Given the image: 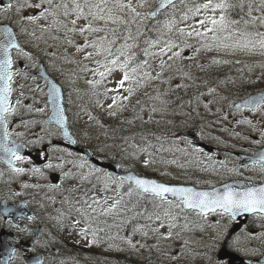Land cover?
Segmentation results:
<instances>
[{"label":"rangeland","instance_id":"rangeland-1","mask_svg":"<svg viewBox=\"0 0 264 264\" xmlns=\"http://www.w3.org/2000/svg\"><path fill=\"white\" fill-rule=\"evenodd\" d=\"M122 2L128 3V0H122ZM205 2L206 0H185L183 3L176 4L175 9L170 8L165 10L164 14L159 16L155 21L153 19L150 20L149 17L143 20L138 17L133 20L127 10L119 13L129 23L120 24L121 27L117 25V29L119 30L109 33L118 36L117 40L113 39L115 42L111 47L112 55L105 53L97 55L95 48L85 46L86 41L90 45L92 41L97 40L99 35L105 37L106 40H111L109 34L104 36V33H108L104 22L93 21L91 17L87 19L84 17L77 18L71 10H69V15L66 16L67 22L65 26L68 30L75 27L77 31H69L67 43L60 42L55 47L51 43H37L34 46H29L31 49L34 48L36 50L38 48L45 49V52L42 53L43 51H41L39 55L44 54L52 65L58 64V67H52L57 75H60L64 70H68L69 75L67 77L64 76L63 79L67 85H70V95L72 97L74 94L77 96V106H80V109L84 110L82 118L86 128L87 125H90V131L96 134L100 133L102 147L109 151L110 159L117 160L122 168H135L140 173L146 175H150L149 173L154 174L158 170L159 177L177 174L183 180L181 182H201L205 185L229 182L232 179L241 177L238 171L235 169L233 171L232 158H228L226 155L222 156L225 152L219 148L222 147L221 145H216L215 153H207L203 149L194 147L190 141L183 138L182 144L191 153L189 157H186L185 162L192 166V168L182 165L170 167L168 164L161 163L158 165L150 160L154 153L162 154V147H157L153 143H147L143 147H140L138 143L134 142L135 138H133L132 133H126L122 128H115L113 126H111L112 132L110 133L111 141H108L110 129L108 131V127L103 123L101 127L100 117L102 118V112L105 119L107 118L106 111H110L111 109L109 105L115 106L117 103L124 102L123 97L127 96V88L129 86L138 87L139 90L141 88L147 90L149 85L157 86L159 84L158 79L162 75L161 60L168 61L171 52L166 53L164 56H160L158 53L160 48L164 47L165 43L171 40L176 45L173 51L181 53L179 57H173L171 61L180 64L181 60L184 59L187 61L189 71L196 73L207 72L212 76V83L209 88L211 92L210 94L205 93L203 95L205 97L204 104L207 107L200 110L201 112L208 110L211 117L209 120L200 123L189 121L187 128L197 126L203 137L213 135L219 139L217 142H220V140L224 142L222 137L230 134L231 131H239V129H243L244 127L253 130L254 125L247 121H259L257 132L264 129V119H260L264 117V105L259 112H248L241 115L237 112L239 108L235 106V100L242 91L244 93L245 89L249 90L259 83L260 77L264 79V51L258 48L247 50L233 47H217L216 42L211 40V33H207L205 37H188L187 35L182 36L178 31L180 28L185 29V33L191 31L192 28L203 31L198 21L203 19L204 15H213V13H204L201 10V13L198 15L192 16L189 14V19L187 20H181L180 17L189 8ZM258 2L261 5V0H258ZM38 3H42V0H14L11 2L12 7L5 10L7 5H3L0 2V23L8 21L11 24H23L24 21H27L26 26L32 28H36L39 22L42 25L54 16L49 14L40 17L36 21H28L22 18L38 16L44 9L43 5L46 4L49 7L47 3H43L40 9L23 7L19 12L17 11V8L21 5L34 6ZM131 3L136 8V11L142 14L145 13V10L140 5V0H131ZM253 3H255V0H253ZM183 4L184 7L182 6ZM260 5L257 7L260 8L259 11L255 10L251 12L252 17L264 15V7H260ZM57 12L59 13L60 10L58 9ZM219 14L218 10L214 15L218 17ZM228 18L233 20L229 15ZM72 20H76L75 25L71 23ZM169 20L176 21L171 30L165 27L166 22ZM89 22L92 23L93 27H100L105 30L95 33L87 31L83 34L80 33L78 29L85 27ZM232 28L238 29L240 32H264V25L259 23H256L254 27L232 25ZM155 31H157L156 33L160 37L164 35L165 38H160L155 34L150 35V37H153V41L148 40L149 33ZM138 32L139 35L137 34ZM129 35H131L132 39L126 40V37H129ZM221 35L225 36L227 33L225 32ZM135 40H137L136 48H140V52H135L133 61L130 67H127V70L130 71L138 65H144V61H147V65L138 68L134 81H126L124 87L120 88L118 82L122 78L125 69L120 68L118 65H112L111 61L118 59V55L122 52L128 55L133 54L132 47L135 44L130 48L122 46L125 43L131 45L130 43ZM224 43L231 44L232 40H224ZM186 44L190 45V47H186ZM205 45L211 46L206 47ZM52 47L54 48L53 51L51 50ZM78 47L82 50L78 51ZM148 48L155 49L154 53L156 55L146 56L145 52H149ZM61 52L67 53V59L63 58L64 53L61 54ZM87 53H93V55L88 56ZM17 56L19 60H24L26 64L32 59L29 54L24 57L22 53H17ZM77 57L79 59H76ZM98 61L99 63H97ZM60 62H62V65H59ZM81 64L83 69L80 72L83 73L85 84L92 88L91 97H94V99L98 97L100 103L92 101L88 103L87 94H82L83 91L77 88L81 77H78L80 73L76 74L74 67H80ZM164 65L163 69L165 71L168 69V66L167 64ZM105 66L112 67L113 71L106 73L101 78L99 72L105 71ZM144 72H149L153 78H145L143 76ZM20 73H24L22 68ZM29 79L34 80L33 77ZM89 81H93V83H89ZM97 81L99 83H96ZM217 87L219 88L215 89ZM214 90L220 92V96ZM226 92L232 93L228 99L222 97ZM156 94L155 98L158 101L163 102L165 100H163L159 92H156ZM114 97L117 98L116 104H113ZM88 110H91V114L87 113ZM97 112L98 116L96 118ZM173 113L176 114L175 111ZM160 116H164L162 111ZM176 137L179 138L178 136ZM233 137L231 136L230 138ZM160 140L164 142L163 138ZM208 142L213 143L212 140H208ZM135 146L138 147L134 151ZM149 155L151 156L148 157ZM245 171L253 181L263 179L264 177V171L258 169L251 171V167H245ZM218 173L222 178H218L212 182L209 179L204 180V178H208L210 175H218ZM100 180L99 218L101 221L111 218V216H105L108 212H105L104 209L110 208L117 201L120 202L117 204L116 209H114L115 216L122 219V222L117 223L116 232L122 235L120 237L125 239L127 245H132L131 264L141 262L145 256H148L147 261L149 264H223L224 261L230 264L231 258H219L218 253L222 248L229 249L235 255H238V257H235L236 264H264L263 215L254 213L252 218H248L238 227L236 220L228 215L218 213L203 216L197 211H186L180 202L173 198L167 200L173 202L172 205H169L167 201L157 200L154 195H145L140 190L135 192L131 189V192L128 193V198L131 197L139 200L143 206L148 203L151 206V210L148 212V209H137L132 213L131 208V211L127 212V216H125L121 208L124 199H127V197L123 196L124 193H121V190L118 189V185H121L124 181L121 182L119 179L113 178L106 180L103 176ZM164 180L176 181L172 179ZM175 205H180V207H175ZM159 209H162L161 212ZM166 212L169 215H165ZM120 214L124 215L120 216ZM158 216L160 217L159 220H157ZM172 217H175V219H172ZM170 224H174L175 227L170 228ZM169 232H171V236L168 235Z\"/></svg>","mask_w":264,"mask_h":264},{"label":"flooded vegetation","instance_id":"flooded-vegetation-1","mask_svg":"<svg viewBox=\"0 0 264 264\" xmlns=\"http://www.w3.org/2000/svg\"><path fill=\"white\" fill-rule=\"evenodd\" d=\"M13 1L6 0L3 5ZM140 1L146 15L158 0ZM53 3H67L69 10L73 7L72 0H53ZM180 3V0L175 2ZM259 5L257 4V7ZM43 8L48 6L45 4ZM170 8L172 7L169 6L165 10ZM59 10L61 13L57 12L55 17L42 25L39 22L36 28L26 26L27 21L23 24H12L21 49L11 50L14 77L10 102L15 112L8 118V131L11 133L9 147L12 143L22 145L19 154L25 159L14 161V167L23 168L25 171L15 172L14 167L0 157V264H35L36 260L41 264H101L99 247L102 239H109L110 235L107 232L114 234L116 229V227L109 229L113 219L116 222L115 210L105 215L111 218L104 221L99 218L100 179L102 176L106 180L116 179V176L104 167L106 165L104 162L111 160L110 153L102 147L100 133L90 131V125L86 128L82 118L84 110L77 106V96L70 95V85L63 79L69 75L68 70L57 75L52 67H58V64L52 65L44 54L39 55L41 51L44 53L45 49L36 50L29 47L37 43H51L55 47L60 42H68L69 30L65 26L67 17L62 14L63 8ZM165 10L153 20L162 16ZM149 19L152 20L151 17ZM117 25L121 27L120 24L109 22L106 29L108 33H104V36L112 32L111 29L118 31ZM109 35L111 40L118 38L115 34ZM100 37L99 35L97 40ZM2 38L0 36V39ZM17 53H22L24 57L27 53L32 59L26 64L24 60H19ZM63 53V58L67 59V53L61 52ZM59 65H62V62ZM20 67L24 73H20ZM82 69V64L80 67H74L76 74L80 73L78 77H81L77 88L83 91L82 94H87L88 103L91 101L98 103V97L96 99L91 97L92 88L85 84L83 73L80 72ZM41 72L44 75H40ZM49 75L55 77L63 86V105L70 130L67 136L50 118L52 107L48 96ZM31 77L34 80H30ZM263 90L264 80L263 84L248 95ZM17 100L21 103L17 104ZM38 108L44 111H36ZM261 108L256 111L249 107L240 108L237 112L240 115L255 113ZM87 113L91 114V110ZM97 116L98 112L96 118ZM251 123L254 125L253 130L244 127L239 131H231L222 137L224 142L221 140L217 142L219 139L213 135L203 137L199 128L193 126L199 137L195 139L196 143L187 140L194 147L204 149L207 153H215L216 145L222 146L219 147L225 152L222 156L231 157L233 169L241 175L229 183L260 185L264 183V177L253 181L242 166L248 165L251 171L261 170L259 166L251 165L250 158L264 150V129L257 132L259 121ZM231 136L234 137L230 138ZM208 140H212L214 144ZM47 165L51 167H46ZM34 168H39L40 171L34 172ZM218 178H222L219 173L204 180L209 179L212 182ZM93 208L96 210L93 211ZM252 217L253 215L236 221V224L241 226ZM121 247L126 249L127 245ZM116 251L126 252L122 248Z\"/></svg>","mask_w":264,"mask_h":264},{"label":"snow or ice","instance_id":"snow-or-ice-1","mask_svg":"<svg viewBox=\"0 0 264 264\" xmlns=\"http://www.w3.org/2000/svg\"><path fill=\"white\" fill-rule=\"evenodd\" d=\"M2 2V0H0ZM183 3V0H180ZM43 3H47L49 5L48 8H44L43 11L39 13L38 16H27L22 19H26L28 21H36L42 16L57 15V10L63 8V15H69V5L67 3L54 4L53 0H42V3H38L33 5H21L17 8L19 12L23 7H35L40 9ZM73 7L71 11L75 13L77 18L84 17L87 19L91 17L93 21H103L105 25V29L109 22L112 24H127L129 21H126L122 15L119 13H123L125 10L132 16L133 20L136 18H140L141 20L148 17H155L157 12L161 9H164L166 5L171 6L173 9L176 8V4L174 0H158V4L155 9L149 13L142 14L136 11V8L133 7L131 0H128V3H123L122 0H83L81 3L80 0H72ZM141 6H143L141 4ZM243 0H241L240 7L243 8ZM12 4L9 3L7 5V9H10ZM235 7L234 4L230 3L229 0H206L205 3H202L198 6H194L189 8L187 12H185L180 19L187 20L189 19V14L192 16L198 15L203 10L204 13L211 12L213 15H204V18L198 21V24L203 29L200 31L196 28H192L191 31L185 33V29H178L179 33L183 35H187L188 37L196 36V37H205L207 33H211V40L216 42L217 47H233L247 50H255L260 49L264 51V32H240L238 29L232 28V25H237L240 21L231 20L228 18L227 12L229 9ZM260 7H264V0H261ZM219 10V16L214 15ZM249 16H251V12L253 11V5L251 3L248 4ZM257 11L260 8L256 9ZM175 20H169L166 22L165 27L169 30L172 29L175 24ZM59 23V21H57ZM71 23L73 25L76 24V20H72ZM243 23L247 25H255L259 23L264 25V15L259 17H252L250 20L243 21ZM210 25V27H209ZM105 29L100 27H93L92 23L89 22L85 27H81L78 29L80 33H84L85 31L89 33L100 32ZM69 31H77L75 27L69 29ZM114 33L115 29H111ZM227 33V35L222 36L221 34ZM139 35V32L137 33ZM0 36L3 38L0 39V150H2L7 156V162L9 165L14 167V161L23 160L25 157L19 154V149L22 145H17L12 143V146L9 147V137L11 133L8 131V118L15 112V108L11 105L10 96L13 92L12 81L14 77V73L12 71L13 66V58L11 55V50L13 48L20 50L19 44L16 42L15 33L13 32L11 27H3L0 30ZM127 39H132L131 35L126 37ZM231 39L232 43L227 44L224 43V40ZM114 40H106L105 37H100L98 40H94L89 45L88 42H85V46H91L96 49V54L100 55L105 53L107 55H112L111 47L114 43ZM71 43V41H69ZM156 43V42H153ZM151 46V45H150ZM186 47H190V45H185ZM206 47H210L211 45H205ZM122 47L130 48L132 45L125 43ZM176 45L173 41L169 40L165 43L164 47L160 48L159 55L164 56L166 53L171 52V56L168 57L171 60L173 57H179L180 52L173 51ZM78 51L82 50L80 47L77 48ZM25 55H28L25 53ZM88 56L93 55V53H87ZM121 55H125V53H121ZM145 55H156V53L145 52ZM127 59H131V57H127ZM127 59L124 63H120L118 59H114L111 61V64L116 66L118 65L120 68L125 69L122 78L119 80L118 85L120 88H123L126 81H134L136 78L138 68H141L147 65V61H144V65H138L136 68H132L130 71L127 70ZM99 63V61L97 62ZM165 64L164 60H161V69H163ZM171 65H169L170 67ZM113 71L112 67L105 66V71L99 72L101 78L105 76L106 73H111ZM143 76L145 78H153L149 72H144ZM89 83H93V81H89ZM96 83H99L98 81ZM135 91V88L129 86L127 88L128 95L130 96ZM59 88L55 84L50 83L48 96L52 102V111L53 118L57 123H63V109L59 105ZM124 100H127L128 97H123ZM17 104H20L21 101L17 100ZM117 103V98H113V104ZM264 105V95L259 97H252L243 102V105H237V108L242 106H247L251 108L252 111H256L260 109L261 106ZM113 105H109L111 108ZM120 106V105H118ZM36 111L42 112L43 109H36ZM115 115V113H110ZM251 123L250 121H247ZM250 163L253 166H259L262 171H264V150H261L254 154L253 157L250 158ZM243 167H247L248 165H242ZM46 167H51V165H47ZM14 171L17 173H22L25 170L23 168L14 167ZM34 172H39V168H34ZM234 171V169H233ZM120 181L122 182L125 177H120ZM126 179L134 181L136 186L141 189L145 193H152L153 195L160 197L162 201H166V194L171 193L173 196L179 197L180 204L189 208L198 210L201 215H207L209 212L215 213L220 212L222 214L228 215L235 219L238 214L243 213H256L260 215H264V184L253 185L249 183H236V184H225L223 185L222 190L220 189H212L211 191H197L191 187H171L164 184H158L153 180L149 179H141L134 176H128ZM97 203V201H94ZM120 202L117 201L110 208L104 209L105 212H111L116 209L117 204ZM169 205H172V201H167ZM91 207V205H89ZM175 207H180V205H175ZM93 211L96 209L93 208ZM165 215H169V213H165ZM31 219V217H29ZM160 217H157L159 220ZM175 219V217H172ZM169 227H175L174 224H170ZM82 231H84L82 229ZM171 236V232L168 233ZM131 243V241H129ZM35 264H41L39 260H36ZM223 264H227V261H224Z\"/></svg>","mask_w":264,"mask_h":264},{"label":"trees","instance_id":"trees-1","mask_svg":"<svg viewBox=\"0 0 264 264\" xmlns=\"http://www.w3.org/2000/svg\"><path fill=\"white\" fill-rule=\"evenodd\" d=\"M229 2L235 5L234 8L229 9V17L233 20L240 21L237 25L244 27L245 24L243 21L252 18V15L249 16L248 4L251 3L253 5V11H255L257 9V4H255L256 0L255 3H253V0H243V8L240 7L241 0H229ZM182 6L184 7V4ZM237 16L240 17L238 18ZM247 26L254 27L255 25ZM156 32L157 31L150 32L147 39L153 41V37H150V35H158ZM158 37L160 36L158 35ZM160 38L165 37L162 35ZM136 42L137 40L130 43L131 45L135 44L134 47H132L133 54L118 55L120 63H124L127 59L126 57L131 56V60L127 59V66L130 67L135 52H140V48H136ZM148 50L150 53H154L155 51V49L152 48H148ZM165 64H167L168 69L165 71L162 69V75L158 79L159 84L157 86L149 85L147 90L143 88L139 90L138 87H134L137 91H134L130 96L127 93V100H124L122 103H117L115 106L111 107L110 111H106L107 118H103L102 112V118L100 117L101 127L103 123L108 127V131L110 129L108 132V141H111L110 133L112 132L111 126H113L115 128H122L126 133H132L133 138H135L134 142L138 143L140 147H143L147 143H153L157 147H162V154L154 153L152 155L153 157L150 158L151 161L158 165L163 163L165 165L168 164L170 167L182 165L192 168V166L185 162L186 157H189L191 153L189 150H186L185 146L182 144L181 141H183V137L180 133L188 127L189 121L200 123L210 119L211 114L208 110L205 112H201L200 110L207 107L206 104H204L205 97L203 95L205 93L210 94L211 92L209 88L212 83V76L207 72L196 73L194 71H189L187 68V61L184 59L181 60L180 64L171 60L165 61ZM169 65L171 66L169 67ZM259 81V83L249 90L245 89L244 93L242 91L235 100V103L243 98L244 95L255 90L260 84H263V79ZM218 88L219 87L215 89ZM99 91L101 94V88ZM156 92L160 93L163 100L165 99L163 102L155 98L157 96ZM214 92L218 96L221 94L216 90H214ZM231 95V92H226L222 97L228 99ZM98 103H100V101ZM161 111L164 113V116H160ZM173 111H175L176 114H174ZM113 112L115 115L110 114ZM161 138L164 139V142L160 140ZM137 147L138 146L134 147V151ZM150 156L151 155L148 157ZM149 174L148 176L159 177L158 170L154 174ZM159 178L178 180L179 177L175 174L173 176H162ZM118 189L121 190V193H124L123 196L127 197V199H124L121 208L125 216H127V212L129 213L131 211V208L132 213L137 209H148V212L151 210V206L148 203L143 206L139 200L131 197L128 198V193L131 192V189L135 192L139 191L133 184L122 183L118 185ZM145 195L152 196L150 193H145ZM156 199L161 200L159 197H156ZM135 204L137 205L136 207ZM159 210L161 212L162 209ZM124 214H120V216ZM114 227H116V229L113 238L124 243L125 239L120 237L122 235L116 232L117 224ZM117 260V264H131L124 252H117ZM147 260L148 256H145L141 262H135L134 264H149Z\"/></svg>","mask_w":264,"mask_h":264},{"label":"water","instance_id":"water-1","mask_svg":"<svg viewBox=\"0 0 264 264\" xmlns=\"http://www.w3.org/2000/svg\"><path fill=\"white\" fill-rule=\"evenodd\" d=\"M6 0H3L1 3L2 4H4L3 2H5ZM175 1H177V0H174V2ZM157 4H158V1H157V3H156V5L152 8V10L151 11H153L154 9H155V7L157 6ZM168 7V5H166L165 6V8H167ZM164 8V9H165ZM164 9H161L159 12H157V14H156V16L161 12V11H163ZM150 11V12H151ZM5 26H7V27H11L12 28V30H13V32L15 33V31H14V27L9 23V22H3V23H1L0 24V29L2 30L3 29V27H5ZM15 37H16V42L19 44V41H18V39H17V36H16V33H15ZM19 46H20V44H19ZM13 49H15V48H13ZM12 49V50H13ZM20 49H21V46H20ZM12 55V54H11ZM12 58H13V55H12ZM40 75H44L43 74V72H41L40 73ZM50 83L51 84H55L58 88H59V90H60V92H59V105H60V107L63 109V116H64V121H63V123H57L56 122V120L53 118V111H52V114H51V120L53 121V122H55L56 124H58L60 127H61V129H62V132H63V134L65 135V136H67L68 134H69V132H70V130H69V128H68V126H67V122H66V114H65V110H64V105H63V86H62V84L55 78V77H53V76H50L49 75V85H48V92H49V87H50ZM261 95H264V92H260V93H255V94H252L251 96H249V97H247V98H245V99H243V100H241L240 102H238L236 105H243V102L245 101V100H248V99H250V98H252V97H259V96H261ZM10 99V98H9ZM49 102L51 103V107H52V102H51V99L49 98ZM242 107H246V106H242ZM196 131V128H190V129H188V130H186L185 132H182V133H180V135L181 136H187V137H191L192 139H193V141H194V143L196 142V138H198V135H197V133L195 132ZM0 157L2 158V159H4L6 162H7V156H6V154L2 151V150H0ZM8 163V162H7ZM118 163L117 162H108V163H106V167H108L111 171H113V173H115V174H117V175H120V176H122V177H125V179H126V177H128V176H134V177H138V178H141V179H149V180H153V181H155L156 183H158V184H164V185H167V186H171V187H191V188H194V189H196L197 191H211L212 189H220V190H222V188H223V185H225V184H235V183H223V184H219V185H216V186H211V187H204V186H197V185H194V184H175V183H172V182H165V181H161V180H159V179H157V178H155V177H149V176H146V175H144V174H141V173H139L138 171H136L135 169H129V170H127V171H123V170H120L118 167ZM130 182L131 183H133V185H135L136 186V184H135V182L134 181H131L130 180ZM264 184V183H263ZM137 187V186H136ZM138 188V187H137ZM139 189V188H138ZM141 190V189H140ZM142 191V190H141ZM168 196H172L174 199H176V200H180L179 199V197H176V196H173L171 193H168V194H166V197H168ZM185 207V206H184ZM186 209H189V208H187V207H185ZM251 214H253V213H243V212H241L240 214H238L237 216H236V218L235 219H237V220H242V219H246L248 216H250ZM238 227H240V224L238 225ZM219 257L220 258H227V257H229V258H231V260H230V264H236L235 263V257H238V255H235L234 253H232V252H230L228 249H224V248H222L220 251H219ZM241 257V256H240ZM247 261V260H246Z\"/></svg>","mask_w":264,"mask_h":264},{"label":"bare ground","instance_id":"bare-ground-1","mask_svg":"<svg viewBox=\"0 0 264 264\" xmlns=\"http://www.w3.org/2000/svg\"><path fill=\"white\" fill-rule=\"evenodd\" d=\"M246 10H247V9H246ZM246 12H247V11H246ZM247 13H248V12H247ZM242 14H243V13H242ZM244 15H245V14H244ZM240 16H241V14H240ZM240 16H239V17H240ZM235 17H236V16H235ZM237 17H238V16H237ZM239 17H238V18H239ZM241 17H242V16H241ZM234 19H235V18H234ZM244 19H245V18H244ZM246 19H247V17H246ZM249 19H250V18H249ZM241 22H242V21H241ZM242 24H243V23H242ZM244 26H245V25H244ZM83 105H84V104H83ZM84 107H85V106H84Z\"/></svg>","mask_w":264,"mask_h":264}]
</instances>
